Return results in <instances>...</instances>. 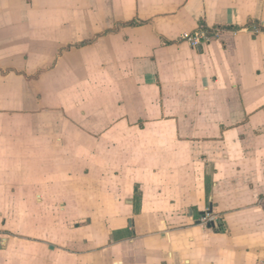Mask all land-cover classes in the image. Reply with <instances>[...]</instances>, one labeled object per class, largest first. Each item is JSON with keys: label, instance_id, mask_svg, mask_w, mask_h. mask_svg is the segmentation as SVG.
Masks as SVG:
<instances>
[{"label": "crops", "instance_id": "1", "mask_svg": "<svg viewBox=\"0 0 264 264\" xmlns=\"http://www.w3.org/2000/svg\"><path fill=\"white\" fill-rule=\"evenodd\" d=\"M0 264H264V0H0Z\"/></svg>", "mask_w": 264, "mask_h": 264}, {"label": "built area", "instance_id": "2", "mask_svg": "<svg viewBox=\"0 0 264 264\" xmlns=\"http://www.w3.org/2000/svg\"><path fill=\"white\" fill-rule=\"evenodd\" d=\"M214 35L216 36V33ZM211 40H212V35L210 33L203 32V31H198L194 34L185 35L183 37V41L187 43L193 49L199 48L202 44H207ZM206 219H204V221Z\"/></svg>", "mask_w": 264, "mask_h": 264}, {"label": "trees", "instance_id": "3", "mask_svg": "<svg viewBox=\"0 0 264 264\" xmlns=\"http://www.w3.org/2000/svg\"><path fill=\"white\" fill-rule=\"evenodd\" d=\"M128 25H129V26H134V25H138V24L132 22V23H129Z\"/></svg>", "mask_w": 264, "mask_h": 264}, {"label": "water", "instance_id": "4", "mask_svg": "<svg viewBox=\"0 0 264 264\" xmlns=\"http://www.w3.org/2000/svg\"><path fill=\"white\" fill-rule=\"evenodd\" d=\"M210 226L213 227V224H211Z\"/></svg>", "mask_w": 264, "mask_h": 264}]
</instances>
